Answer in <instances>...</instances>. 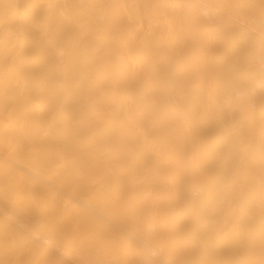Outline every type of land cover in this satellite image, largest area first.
I'll return each instance as SVG.
<instances>
[{
  "label": "bare ground",
  "instance_id": "bare-ground-1",
  "mask_svg": "<svg viewBox=\"0 0 264 264\" xmlns=\"http://www.w3.org/2000/svg\"><path fill=\"white\" fill-rule=\"evenodd\" d=\"M0 264H264V0H0Z\"/></svg>",
  "mask_w": 264,
  "mask_h": 264
}]
</instances>
